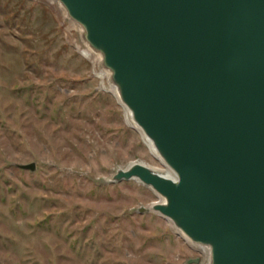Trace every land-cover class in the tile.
I'll return each mask as SVG.
<instances>
[{
	"label": "water",
	"instance_id": "1",
	"mask_svg": "<svg viewBox=\"0 0 264 264\" xmlns=\"http://www.w3.org/2000/svg\"><path fill=\"white\" fill-rule=\"evenodd\" d=\"M59 1L174 173L135 160L111 180L152 186L205 264H264V0Z\"/></svg>",
	"mask_w": 264,
	"mask_h": 264
},
{
	"label": "rangeland",
	"instance_id": "2",
	"mask_svg": "<svg viewBox=\"0 0 264 264\" xmlns=\"http://www.w3.org/2000/svg\"><path fill=\"white\" fill-rule=\"evenodd\" d=\"M135 160L166 173L60 1L0 0V264H205Z\"/></svg>",
	"mask_w": 264,
	"mask_h": 264
},
{
	"label": "bare ground",
	"instance_id": "3",
	"mask_svg": "<svg viewBox=\"0 0 264 264\" xmlns=\"http://www.w3.org/2000/svg\"><path fill=\"white\" fill-rule=\"evenodd\" d=\"M85 53H90L89 52V50L88 49H86L85 48V50H83ZM92 56V55H91ZM104 72V71H103ZM100 76V75H99ZM112 90L116 93V95L120 98V96H119V94H118V89H117V87L115 86V85H112ZM120 100H121V98H120ZM126 108H127V111H128V114L130 115V111H129V109H128V107L126 106ZM137 125V124H136ZM138 126V125H137ZM138 128L141 130V132L143 133V135H144V137L146 138V140H147V142L149 143V145H150V147L152 148V151L157 155V156H159L158 155V152L156 151V149H155V147L153 146V144H152V142H151V140L145 135V133L143 132V130H142V128H140L139 126H138ZM164 173V172H163ZM165 174H167V175H171V176H173L174 175V173H173V171H172V169L167 165V170H166V173ZM181 232V231H180ZM182 233V232H181ZM183 234V233H182ZM201 249L204 251V253L206 254V256H207V253H208V250H207V248L205 247V246H201Z\"/></svg>",
	"mask_w": 264,
	"mask_h": 264
}]
</instances>
